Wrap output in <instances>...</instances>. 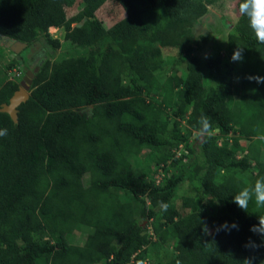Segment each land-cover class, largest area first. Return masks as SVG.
Returning <instances> with one entry per match:
<instances>
[{
  "label": "trees",
  "instance_id": "16d2710c",
  "mask_svg": "<svg viewBox=\"0 0 264 264\" xmlns=\"http://www.w3.org/2000/svg\"><path fill=\"white\" fill-rule=\"evenodd\" d=\"M108 1L120 7L110 25L96 16ZM217 1L0 0V35L25 43L23 62L35 41L49 52L65 42L82 49L38 65L16 121L0 110V264H264V241L250 230L264 207L253 201L245 211L233 200L264 177V133L255 130L264 83L254 79L264 77V44L239 14L221 21L227 54L213 40L199 56L194 26ZM238 47L243 60L228 61ZM163 51L180 75H157ZM18 87L0 86V108ZM144 148L159 151V183L149 167L133 171L129 157ZM185 181L195 189L176 205ZM225 221L238 230L216 232ZM83 227V244L71 243ZM169 239V259L144 261ZM250 239L260 246L246 247Z\"/></svg>",
  "mask_w": 264,
  "mask_h": 264
},
{
  "label": "rangeland",
  "instance_id": "374dc122",
  "mask_svg": "<svg viewBox=\"0 0 264 264\" xmlns=\"http://www.w3.org/2000/svg\"><path fill=\"white\" fill-rule=\"evenodd\" d=\"M76 3L77 1L69 10V14L73 13ZM238 15L239 12L237 9V0H219L217 1L216 5L209 6L208 12L194 26V33L198 36L199 43L202 44L201 50L196 51V53L201 57H205L210 51V46L212 42L215 41L214 43L217 44L221 54L226 55L227 52L226 50L224 51V44L226 43V39L228 36V28L224 27L221 24V21L222 19H226L231 24H234ZM96 16L105 24L110 25L113 20H116L120 17V7L112 1H108L100 7V9L96 12ZM49 32H51L53 38H58L62 41L63 30L61 28H51ZM201 35L205 36L204 41L201 39ZM23 48L24 46L20 47L19 44H16L15 42H12L11 40L4 38L3 36H0V86L8 80H16L19 85L21 84V81L28 82V80L31 78L30 76L32 75V72H34L37 69L38 65L46 58L53 60L55 58L59 59L62 56L78 55L82 52V49L80 47L72 46L68 42L63 43L59 49L49 52L47 45L40 44L38 41H35L29 46L25 57L23 56L24 62L22 61V56H20V67L22 68L23 66H26L28 71L23 73L21 69V71L18 69L20 67L7 66V64L11 62L13 58H17V55H20V51ZM16 49H19V51L16 52ZM63 52H65L66 54H63ZM163 55L164 68L160 69L157 75L159 77H167L171 75V71H173V69L176 70L177 73H179L178 75H180V73H182L180 72V69H182L181 67H179L180 69L178 70L175 67H172L173 69L170 68L171 63L173 61V57L170 56V54L168 53H164V51ZM231 57L232 56H228L225 58L228 61L232 62L233 60L231 59ZM27 90L29 92L28 88ZM233 90L237 93V85H235V83L233 85ZM158 98V95H154L148 99L155 101L158 100ZM255 122V130L257 128L258 131H262V133H264V117L255 119ZM246 126L248 125L245 124V127ZM218 143H220L219 140ZM149 151V148H144L143 151L139 153V155L135 157H132V155H130L129 158L131 159L132 168L136 174H141L145 167L151 168L152 172L150 176L154 179L156 183H159L163 180L164 176V171L163 169H161V166L156 167L158 165L154 163L158 156L156 153H159V151L155 150L154 152L148 153ZM182 152L185 153L183 145L181 148L176 149L175 156L179 157ZM252 165L254 166L255 164L252 163ZM168 169L170 173L174 172L172 171L174 169ZM252 175V172L244 171L241 174V177L243 179L248 180L252 178ZM192 188L195 189L194 185L189 181H185L183 182V184H181L177 191V194L175 195V197H177L175 200L176 205L180 204V196L186 193L188 194L190 192H193V190H191ZM207 228L210 232L211 227L207 226ZM90 232L91 229L87 227H83V229H77L71 234V236L69 237V241L74 244L82 245L86 236ZM172 246L173 244L170 239L159 246H155L154 248H152V250H148V255L144 259V261L162 262L169 259L173 253Z\"/></svg>",
  "mask_w": 264,
  "mask_h": 264
},
{
  "label": "clouds",
  "instance_id": "9594fccd",
  "mask_svg": "<svg viewBox=\"0 0 264 264\" xmlns=\"http://www.w3.org/2000/svg\"><path fill=\"white\" fill-rule=\"evenodd\" d=\"M238 12L241 16L248 18L249 26L254 32L257 41L260 44H264V0H239ZM51 28H57V27H54V26L49 27L48 32L50 31ZM49 34L51 35V32H49ZM4 38H7V37H4ZM9 40L19 45L20 44L25 45V43H21L13 39H9ZM231 59L235 62L242 61L243 60V48L238 47L237 49H235ZM20 61L21 59L19 60V62ZM23 68L24 70H26L25 72H28L26 66H23ZM18 69L20 70V68ZM249 79H253V77H249ZM254 79L256 80L257 83H264V77L257 76V77H254ZM29 81L30 79L28 80V82L21 81V84L18 87V89L20 87L25 89L28 95H29V92L27 88L29 89ZM24 83H27L28 87H26ZM3 135H6V130H0V136H3ZM181 147H182V144L178 146V148H181ZM233 200L239 208L245 211H248L249 204L250 202H253V201L257 207H264V177L258 178L252 185L242 187L237 192V194L233 197ZM161 208L162 210L166 211L168 208V205L162 202ZM238 228H239V225L236 222L229 223L225 221L223 224L216 226L215 231L219 232L223 230L226 232H230L232 229L238 230ZM250 230L254 233L260 234L262 237V241H264V217H260L259 224L253 225ZM204 231L206 233L209 232V229L207 228V226L204 227ZM245 246L255 249L259 247L260 245H257L255 241H252L250 239ZM245 260H246V264H252L251 259H245Z\"/></svg>",
  "mask_w": 264,
  "mask_h": 264
},
{
  "label": "water",
  "instance_id": "95a60500",
  "mask_svg": "<svg viewBox=\"0 0 264 264\" xmlns=\"http://www.w3.org/2000/svg\"><path fill=\"white\" fill-rule=\"evenodd\" d=\"M20 47L25 46L24 44H20ZM19 51V49H16V52ZM17 59L20 60V57L17 55ZM26 87H28L27 83H24ZM28 93L25 89L20 87L18 90H16L13 95L9 98L8 103H3L0 110L4 111L9 114L11 119L13 121H16L17 118V106L28 99Z\"/></svg>",
  "mask_w": 264,
  "mask_h": 264
}]
</instances>
